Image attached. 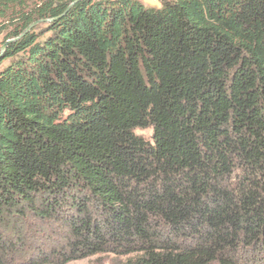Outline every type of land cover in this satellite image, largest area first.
I'll return each instance as SVG.
<instances>
[{
    "label": "trees",
    "instance_id": "1",
    "mask_svg": "<svg viewBox=\"0 0 264 264\" xmlns=\"http://www.w3.org/2000/svg\"><path fill=\"white\" fill-rule=\"evenodd\" d=\"M159 2L0 0V264H264V0Z\"/></svg>",
    "mask_w": 264,
    "mask_h": 264
},
{
    "label": "rangeland",
    "instance_id": "2",
    "mask_svg": "<svg viewBox=\"0 0 264 264\" xmlns=\"http://www.w3.org/2000/svg\"><path fill=\"white\" fill-rule=\"evenodd\" d=\"M146 5L150 6H159V0H141ZM45 21H38L36 22L28 31L30 30H38L44 27ZM14 23L9 21L8 19L0 20V55L4 52L5 48L2 49L3 45L6 41L13 39L14 37L7 38V34L12 31L14 28ZM8 60H5L3 64H5ZM135 132L137 134L142 135L146 139L151 138L152 128L146 127L141 129H136ZM36 222H32L31 224L27 225L24 229V233L22 234L23 239L20 240L18 244L19 249L16 252V258H14L11 264L20 263L28 260L29 258H36L38 254L39 248L46 252L49 248H52L56 245L55 241L57 240L56 234L53 232H40L41 227L39 224H35ZM45 234V235H44ZM52 258V257H51ZM123 260L121 257H115L110 253L104 254H96L87 258L77 259L69 261L65 264H114L115 262ZM45 264H57L54 260L50 261L49 263Z\"/></svg>",
    "mask_w": 264,
    "mask_h": 264
},
{
    "label": "water",
    "instance_id": "3",
    "mask_svg": "<svg viewBox=\"0 0 264 264\" xmlns=\"http://www.w3.org/2000/svg\"><path fill=\"white\" fill-rule=\"evenodd\" d=\"M73 3V2H72ZM71 3V4H72ZM70 4V5H71ZM51 19H40V20H36V21H34V22H32V23H30L25 29H24V31L22 32V33H20L18 36H16V37H14L13 39H11V40H8V41H6L5 42V44L3 45V47H2V49H4L6 46H7V44L9 43V42H11V41H14V40H16V39H18L19 37H21L22 35H24L36 22H38V21H50Z\"/></svg>",
    "mask_w": 264,
    "mask_h": 264
}]
</instances>
